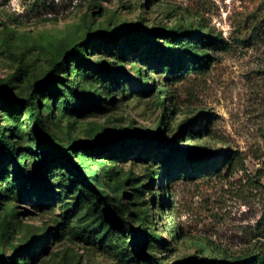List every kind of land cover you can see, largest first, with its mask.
Returning <instances> with one entry per match:
<instances>
[{
  "label": "rangeland",
  "instance_id": "obj_1",
  "mask_svg": "<svg viewBox=\"0 0 264 264\" xmlns=\"http://www.w3.org/2000/svg\"><path fill=\"white\" fill-rule=\"evenodd\" d=\"M190 25L223 39L208 47L211 58L202 59L208 62L204 67L184 55L187 69L176 78L145 56L146 42L125 54L130 79L114 82L108 93L105 82L78 66L70 53L64 56L76 45L84 58L96 62L95 49H82L89 34L134 28L153 31L152 42L177 50L167 36ZM118 47L125 50L127 42L120 39ZM54 60L60 64L53 76L65 78L64 92L49 98L48 109L44 87L34 91L33 85L47 76ZM73 90L93 95L98 105L65 111L64 98L79 104ZM1 91L6 101L20 103L0 113L4 134L16 129L10 139L17 148L15 161L0 152V256L14 257V264H137L142 252L173 262L200 259L212 250L217 260L227 261L264 248V0H0ZM30 95L62 142L93 147L121 133L148 140L150 151L143 156L135 155L138 149L134 155L122 152L117 142L102 153H89L87 161L79 147L74 153L138 228L140 246L125 249L132 239L126 227L117 236L107 231L108 225L120 227L97 194L71 189L66 182L69 168L74 169L70 163H48L56 194L40 200L30 196L38 191L32 181L41 175L36 150L47 149L34 139L27 118L23 102ZM8 112L20 117L9 118ZM159 129L167 149L180 146L199 154L230 149L235 157L217 171L175 173L177 165L165 168L155 148ZM109 150L115 156L109 157ZM17 168L28 173L26 184L16 179ZM152 170L158 174L154 179L148 175ZM158 178L161 194L152 188ZM149 233L157 235L151 243L143 238Z\"/></svg>",
  "mask_w": 264,
  "mask_h": 264
},
{
  "label": "trees",
  "instance_id": "obj_2",
  "mask_svg": "<svg viewBox=\"0 0 264 264\" xmlns=\"http://www.w3.org/2000/svg\"><path fill=\"white\" fill-rule=\"evenodd\" d=\"M200 26H198L197 30L193 29L192 25L189 28H181L174 32H171L170 35L167 36V40L170 42H175L178 49L173 50V48L166 46L163 47L157 42H152L153 31H144L138 28H134L131 30H106V32L102 31L97 35L89 34L86 45L82 47L86 52L90 49H95V53H97L98 59L96 62L91 61L90 58H84L80 53L76 45L71 47L69 52H66L64 56L68 53L72 55V59H75V63L78 66H84L86 70L91 71V75L95 76L97 79L105 82L106 86L103 87V91L106 93L111 92V85L115 82L116 84L122 85L125 79H130L128 76L125 67L123 66V57L128 52L135 51L138 46H144L145 43V56L149 58H154L159 61L160 68L163 71H166L168 74H171L172 77H180L182 73L187 69L184 65L183 56L188 55L191 61L195 64H200L201 67L207 65V61L202 63V59L206 58L210 60L211 55L208 53V47H215L219 45L222 41V36L213 34V32L200 31ZM93 38V40L91 39ZM91 39V42H90ZM120 39H123L127 42L128 47L125 50H122L118 47V43ZM143 41V43H142ZM89 43V46H87ZM141 44V45H140ZM203 45L205 46L203 48ZM111 54L112 58L107 60V55ZM145 59V58H140ZM58 64H60L59 60H54L51 64L48 74L41 81L36 82L33 85L34 91L41 87H44L46 95L48 97V101L45 106L48 109L52 108L50 104L49 98L52 95H62L64 92L63 87L60 85H64V77L54 78L53 73L57 68ZM146 76H150V74H146ZM51 80H55L58 82L57 87H50L49 82ZM140 86H143L140 82ZM75 96L77 97L79 104L70 103L68 98H64L61 101V105H63V109L65 111H74L79 113L82 109L80 104L89 105L94 104L96 107L98 104L93 103V98L91 94L82 95L78 91L73 90ZM5 93L3 91L0 92V113L6 110V107L12 106L14 104H19L20 100L6 101ZM99 95V94H98ZM97 95V96H98ZM98 99L95 102L98 103ZM25 107L28 109L27 118L32 121V128L34 133V139L38 142H42V145H47V149L44 151L36 150L38 152L37 155L39 158V167L41 170L40 178L36 181L33 180L31 184V188H37V193L30 192V196L36 197L37 200L46 197H52L53 193L56 194V190L54 188V182L51 178V175L47 173L49 162H55L56 165L61 167L68 166L70 163L71 168H69L68 175H70L69 179H66V182L69 183L71 189H78L80 193H90L93 192L99 196V198L103 201L105 205V212L108 216L112 217L116 224L120 227V229L113 228L112 226H107V231L112 232L114 235H120L122 228H128L131 233L132 239L127 241L124 245L127 250L128 247L132 246H140L142 238H136V235L140 233L138 228L132 227L131 222L124 217L117 205H114V198L108 193V191L100 186V181L98 180L97 175H93L91 172L86 171L85 162L83 160H74V153L79 147V151L82 155L88 159L89 153H92V156L98 153H102L111 145H114L116 142L119 146V149L126 154H133L136 152V156H143L148 153V140L143 137H134L128 133H121L117 136H109L98 143L95 146L91 147L83 142H79L78 146H74L69 142H62L57 138L56 134L48 128L44 118L42 117L41 111L39 110V101L33 100L32 95L27 99ZM8 117L18 119L20 116L11 115V112H8ZM11 115V116H10ZM5 126H0V152L3 154V158L15 161L17 148L12 139H10V134L14 135L15 130L13 129L10 134H4ZM192 133V131H190ZM158 142L155 145L162 157V162L164 163L165 168L172 169V167H176L177 172L181 173L184 176L188 174L190 169L193 171L201 170L205 171H217L221 166H225L226 163L230 162L235 157V154L230 149H223L219 153L212 154L206 151V154H199L198 149L186 150L180 146H174L172 149H167L168 141H165L161 138V131L157 132ZM35 141V143H36ZM37 145L35 144V147ZM171 152V154H169ZM177 153L176 159H173L172 156ZM109 157L115 156V150H109ZM134 155V154H133ZM157 156V154H154ZM7 157V158H6ZM169 157V158H168ZM115 159V158H114ZM156 161V160H155ZM175 162V163H174ZM16 179L21 183L26 184V180L28 179V173L21 168H17L16 170ZM174 174V173H173ZM74 175L78 176L79 180L74 181L71 180ZM152 179L155 178V175H158L157 172L150 171L148 174ZM171 176L172 173H169ZM158 183L152 188L155 191L160 192L162 190V185L160 178H158ZM28 196V194H27ZM160 203V200H159ZM88 237L91 234H87ZM157 235L149 233L145 234L143 238L144 240H148L151 243L152 240L156 238ZM264 236V229H263ZM96 239V238H95ZM30 250V249H29ZM125 250V251H126ZM213 251L210 250L209 253L205 254L200 259H179L173 262H162L158 259V257L154 253H144L142 252L137 256L136 262L137 264H149L152 262L153 264H264V248L259 249L253 253H246L244 255L235 257L234 259L227 261L217 260L214 255H212ZM27 255V262L30 260L31 253L28 250L24 253ZM14 257L11 256H0V264H14Z\"/></svg>",
  "mask_w": 264,
  "mask_h": 264
},
{
  "label": "clouds",
  "instance_id": "obj_3",
  "mask_svg": "<svg viewBox=\"0 0 264 264\" xmlns=\"http://www.w3.org/2000/svg\"><path fill=\"white\" fill-rule=\"evenodd\" d=\"M13 3L15 4V0H13ZM17 11H21L19 7L16 8Z\"/></svg>",
  "mask_w": 264,
  "mask_h": 264
}]
</instances>
